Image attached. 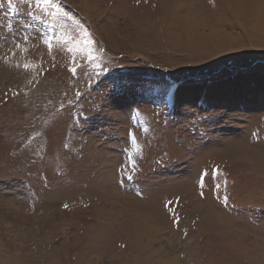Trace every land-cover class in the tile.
Here are the masks:
<instances>
[{
  "label": "rangeland",
  "instance_id": "rangeland-1",
  "mask_svg": "<svg viewBox=\"0 0 264 264\" xmlns=\"http://www.w3.org/2000/svg\"><path fill=\"white\" fill-rule=\"evenodd\" d=\"M13 2L0 264H264V0Z\"/></svg>",
  "mask_w": 264,
  "mask_h": 264
},
{
  "label": "snow or ice",
  "instance_id": "snow-or-ice-1",
  "mask_svg": "<svg viewBox=\"0 0 264 264\" xmlns=\"http://www.w3.org/2000/svg\"><path fill=\"white\" fill-rule=\"evenodd\" d=\"M44 3H47L51 5V0H44ZM8 5L11 7L12 11H17L16 4L13 2V0H8ZM45 43L48 44L49 49L51 50L52 45L49 43L48 40H45ZM67 43H71V47L68 48L69 52H78V51H83V50H89L91 51V45L94 43L91 38L90 34L87 33L86 30L82 31V35L78 39H69ZM27 68L28 65H25ZM73 72H75V69H72ZM67 207V205H65Z\"/></svg>",
  "mask_w": 264,
  "mask_h": 264
},
{
  "label": "bare ground",
  "instance_id": "bare-ground-1",
  "mask_svg": "<svg viewBox=\"0 0 264 264\" xmlns=\"http://www.w3.org/2000/svg\"><path fill=\"white\" fill-rule=\"evenodd\" d=\"M232 1H233V3H235L234 1H236L237 3H239V5H237L239 8H241V7L244 8V6H245V5H244V4H245L244 1L247 2V1H249V0H232ZM256 1H257V0H256ZM123 4H124V2L120 3L119 6H123ZM240 4H241V5H240ZM242 4H243V5H242ZM189 6H190V5H189ZM237 6H236V7H237ZM238 7H237V8H238ZM262 7H263V6H262ZM239 8H238V10H239ZM117 10H118V9H116V11H117ZM234 10H235V9H234ZM189 11H190V14H189V17H190V23H191V24H197V23H198V19H197V16H198V15L196 14L195 9L192 8V5L190 6V10H189ZM84 12H85V11H84ZM236 13H237V15L239 14L238 11H237ZM263 13H264V12H263ZM241 14H242V13H241ZM246 14H247V13L245 12L244 15H246ZM244 17H245V16H244ZM260 17H261V18H260ZM260 17H259V18H260L262 21H264V18H262V14L260 15ZM242 18H243V17H242ZM246 19H247V17H246ZM246 19H245V20H246ZM245 20H244V21H245ZM261 20H260V21H261ZM259 23H261V22H259ZM246 26H247V25H246ZM104 27H108V25L106 24V26H104ZM194 29H195V28H194ZM194 31H195V30H194ZM190 33H191V32H190ZM112 34H114V33H113L112 29H110V30L108 31V35H109L110 38L113 36ZM196 35H197V34H196ZM104 36H105V35H104ZM104 36H103V37H104ZM109 37H108V38H109ZM114 37H115V36H114ZM194 37H195V36H194ZM198 41H199V40H198ZM185 97H186V96H183V94H180V95H179L180 100H181V99L183 100ZM182 100H181V101H182Z\"/></svg>",
  "mask_w": 264,
  "mask_h": 264
}]
</instances>
